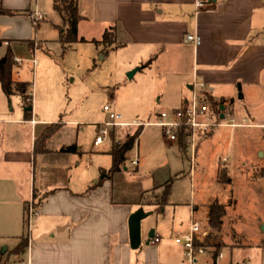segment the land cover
<instances>
[{
  "label": "crops",
  "instance_id": "crops-1",
  "mask_svg": "<svg viewBox=\"0 0 264 264\" xmlns=\"http://www.w3.org/2000/svg\"><path fill=\"white\" fill-rule=\"evenodd\" d=\"M197 1L202 5L196 6ZM2 5L12 13L0 14V37L4 39L0 58L10 47L14 57L21 59L12 67V78L30 83L33 89L32 96L29 86L24 95L13 92L8 96L0 85V259L4 258L5 264H246V260L264 264L263 233L253 240L223 244L217 251L215 244L205 243L204 252H196L192 262L173 240L187 230L191 207L202 227L213 200L223 204L225 210L228 207L227 200L205 196L210 181L224 183L232 191L237 163H230V155L215 148L218 139L227 141L225 129L263 128L264 138V123H257L255 115L248 111V115H236L231 110L238 85L243 90L242 98L248 96L250 100L254 91L264 93V0H79L82 17L78 36L100 40L104 31L113 27L118 45L110 48L128 52L127 70L139 66L138 70L154 71L151 84L159 102L166 93L175 105L169 109L182 106L194 79L201 78L207 94L232 105L225 111L232 113L235 123L250 124L196 132L194 155L188 156L194 169L169 177H174L172 185L180 178L189 180L191 201L177 200L171 185L161 208L156 203L164 182L144 187L139 178L138 184L130 185L121 175L125 167L107 176L111 144L94 146L93 138L86 146L80 135L83 128L79 127L83 122L71 113L55 120L35 109L36 85L22 76V65L26 63L32 72H38L42 60L36 55L37 29L45 28L41 23L48 13L54 18L49 37L58 39L62 19L53 9V0H2ZM34 9L45 14L37 23L25 16ZM186 33L197 34L200 43H186ZM33 49L37 59L34 69L30 62ZM137 113V117L123 120L140 119L144 112ZM215 115L216 111L208 113L205 120H214ZM105 117L106 112L96 123ZM236 117L241 120L236 121ZM52 124L58 126L46 140L45 150L35 149L37 137ZM170 142H175L187 157V143L181 146L178 139ZM72 144L75 152L59 151ZM261 151L264 149L257 150ZM138 159L137 165L130 160L137 173L140 156ZM227 177L229 183L223 180ZM259 181L248 182L247 187L259 190L264 186V173ZM33 191L39 196L48 194L39 203L26 246L15 251L24 235L25 202ZM138 208L148 215L141 220V243L131 248L128 217ZM220 252L222 256L216 261Z\"/></svg>",
  "mask_w": 264,
  "mask_h": 264
},
{
  "label": "rangeland",
  "instance_id": "rangeland-1",
  "mask_svg": "<svg viewBox=\"0 0 264 264\" xmlns=\"http://www.w3.org/2000/svg\"><path fill=\"white\" fill-rule=\"evenodd\" d=\"M53 20L48 13L41 23L45 28L37 29L39 47L36 55L42 60L38 72H32L26 63L22 65V76L26 80H33L36 85L34 106L40 115L58 120L71 113L73 118L83 122V125L79 126L83 128L81 140L89 146L95 135L94 123L101 120L105 114V104L113 106L124 119L137 117V111L144 112L139 115L143 121L154 120L157 112L175 106L168 101L166 93L160 102L158 101L159 95L154 93L155 88L151 84L153 70H138L134 76L128 77V72L135 67L127 70V51H115L110 47L95 44L92 40L76 42L63 49L57 38L54 40L49 37ZM31 90L33 89L29 86L30 94L33 93ZM242 92L241 86L238 85L233 108L224 101L225 110L231 108L236 115H248V111L250 115H255L257 123H264V93L254 91L249 100L248 96L240 97ZM247 104L249 107H246ZM214 111L215 107L209 103V114ZM129 130L127 128L119 131L118 135L122 139ZM225 130L227 141L218 139V142L215 141V148L228 153L230 163H237L238 170L233 174L232 193L230 187L224 183L209 182L205 196L227 200L228 207L220 229L211 228L207 219V223L203 224L207 235L201 237L206 243L215 244L216 251L223 244L240 243L258 238L262 233L264 235V186L261 185L259 190L247 187L248 182H260L259 178L264 173V151L257 152L259 148L264 149L263 128ZM137 139L121 168V171L126 168L121 175L125 180H129L130 185L138 184L139 178L144 187L157 185L182 170L194 169V162H189V146L186 157V153L181 151L175 142L166 140L158 126L144 127ZM110 144V141H107L102 147H108ZM207 146L210 147L209 144ZM136 152L141 162L138 173L130 163ZM181 179L175 180L172 185L174 197L190 202V182L188 179ZM200 217L201 222L205 221L203 215ZM3 259L0 260L3 262Z\"/></svg>",
  "mask_w": 264,
  "mask_h": 264
},
{
  "label": "built area",
  "instance_id": "built-area-1",
  "mask_svg": "<svg viewBox=\"0 0 264 264\" xmlns=\"http://www.w3.org/2000/svg\"><path fill=\"white\" fill-rule=\"evenodd\" d=\"M202 3L200 1L196 2V6H201ZM44 13L34 9L33 11H29L25 13V16L32 21L33 23H37L44 18ZM184 41L186 43H190L192 45H198L200 43V37L195 33H186L184 36ZM34 49L36 48V42H34ZM33 49V50H34ZM14 61L16 63H20L21 59L14 57ZM30 62L32 63L33 69L37 64V59L35 57V50L32 52V56L30 58ZM206 85L203 79L195 78L191 87L190 96L185 100V103L176 108L161 110L156 113L154 120H141L138 118H133L129 121L123 120V117L117 111L111 109L110 105H103V110L106 112V117L103 121L95 123L96 133L93 140L94 146H99L107 141L113 144H120L124 138H120L118 135L119 131H122L127 128H141V130L150 125L158 126L163 134V136L170 140H177V131L184 130L188 132L187 135V144L191 150V155H194L195 151V134L200 131L203 133H208L211 131L213 127L216 126H236V125H250L246 122L243 123H235L234 117L232 113L225 111L222 109L221 112L216 111L214 120H205V116L209 113V103L207 101L206 96ZM32 96V93L30 94ZM30 96V97H31ZM223 114L222 117L220 115ZM245 120V119H244ZM33 122V120H31ZM137 143V138L134 141L133 147ZM137 150V149H136ZM193 158V157H192ZM226 158H223V161ZM139 162L137 152L134 158L131 159V163L133 165H137ZM27 227L28 230L33 220L39 214V208L34 205L33 197L29 198L27 201ZM207 235V230H205L200 222L194 218V211L191 207L190 210V219L187 230L180 235H176L174 237V242L177 245H180L185 250V254L187 255L190 262L193 261L195 257V253L204 252L203 246H194V240H202V236L205 237ZM155 242L159 241V237L155 236ZM222 256L220 252L216 258ZM246 264H249V260L245 261Z\"/></svg>",
  "mask_w": 264,
  "mask_h": 264
},
{
  "label": "trees",
  "instance_id": "trees-1",
  "mask_svg": "<svg viewBox=\"0 0 264 264\" xmlns=\"http://www.w3.org/2000/svg\"><path fill=\"white\" fill-rule=\"evenodd\" d=\"M53 9L56 10L62 19V23L59 26V35L58 41L63 47L66 49L70 47L75 42L85 41L84 38L78 36V22L81 19V15L79 13V0H53ZM12 11L8 10L3 7L2 0H0V14H11ZM95 44L103 45L104 47H115L118 44L115 43V35L113 27L104 31L100 40H92ZM4 42V39L0 37V45ZM30 44L32 42L30 41ZM15 64L14 55L10 47H7L6 52L0 58V85L3 92L6 95H10L13 92H19L21 94H25L27 87L30 83L25 81H15L12 78V67ZM207 101L215 107L216 111L221 112V106L225 107L224 99H214L209 94L206 93ZM25 97V96H24ZM58 125L52 124L47 126L41 134L37 137L35 141V149L44 151L46 140L53 134L56 130ZM141 132V128H136L133 130L126 131V135L124 136L123 141L120 144H113L111 143V148L109 150V154L111 155V166L108 169L107 176H111L114 172L121 170L123 167L128 152L132 149L134 145V141L138 138ZM187 135L188 132L184 130L177 131V139L179 144L183 146L187 142ZM59 151L61 152H75L76 146L74 144L62 146L60 147ZM174 177L169 178L166 180L162 185V192L159 194L157 198V208H161L168 199V195L170 192V188L172 185ZM225 182L229 183V178L223 179ZM48 194V192L44 193L43 195H38L36 191H33V203L35 206L39 207V203L41 200ZM27 203L25 202L24 206V235L20 239L17 248L14 250H21L23 249L28 240V227H27ZM225 215V206L221 204L216 199L213 200L208 205V224L211 228L215 230H219L222 225V219ZM205 241L195 239L194 246H204ZM264 244V243H263ZM0 264H5V262L0 260Z\"/></svg>",
  "mask_w": 264,
  "mask_h": 264
},
{
  "label": "water",
  "instance_id": "water-1",
  "mask_svg": "<svg viewBox=\"0 0 264 264\" xmlns=\"http://www.w3.org/2000/svg\"><path fill=\"white\" fill-rule=\"evenodd\" d=\"M140 67L137 66L128 72V77H131L133 73ZM241 96V95H240ZM31 107H28L30 109ZM223 109V106H221ZM223 114L220 115L222 117ZM148 215L142 208H138L128 217V231H129V244L131 248H137L141 243V220Z\"/></svg>",
  "mask_w": 264,
  "mask_h": 264
}]
</instances>
